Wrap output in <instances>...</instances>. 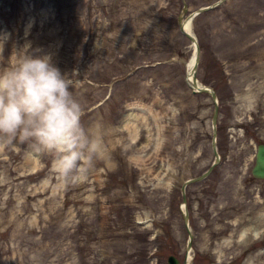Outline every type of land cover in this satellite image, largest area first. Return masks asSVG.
Segmentation results:
<instances>
[{
    "label": "rangeland",
    "instance_id": "374dc122",
    "mask_svg": "<svg viewBox=\"0 0 264 264\" xmlns=\"http://www.w3.org/2000/svg\"><path fill=\"white\" fill-rule=\"evenodd\" d=\"M218 1L191 20L213 127L212 97L185 81L180 22ZM0 39V70L51 54L103 141L66 185L54 155L0 140V264H183L190 232V264H264V181L250 174L264 141V0H0ZM237 218L261 238L217 245Z\"/></svg>",
    "mask_w": 264,
    "mask_h": 264
},
{
    "label": "clouds",
    "instance_id": "9594fccd",
    "mask_svg": "<svg viewBox=\"0 0 264 264\" xmlns=\"http://www.w3.org/2000/svg\"><path fill=\"white\" fill-rule=\"evenodd\" d=\"M83 116V103L51 54L27 53L0 70V140L18 139L54 155L66 185L86 177L103 151L102 137L86 128Z\"/></svg>",
    "mask_w": 264,
    "mask_h": 264
},
{
    "label": "bare ground",
    "instance_id": "6f19581e",
    "mask_svg": "<svg viewBox=\"0 0 264 264\" xmlns=\"http://www.w3.org/2000/svg\"><path fill=\"white\" fill-rule=\"evenodd\" d=\"M180 31L183 34H188L192 38L190 39V48H191V54L186 61V74H185V81L187 85L192 89V90H198L200 87H203L204 85L201 84L197 78L194 80V75H195V67L196 64L198 63V55L196 51V43H197V38L194 35L192 29H191V16H187L182 19L180 22ZM182 207L184 208V204L182 203ZM255 220L258 221V224L262 223L264 221V212L259 213L256 217ZM237 230H234L232 234L229 235L227 238H223L217 245L220 243L223 244H229L231 241H234L237 243L240 247H246L249 244L258 241L261 236L263 235V230H260L259 227H257L258 224H246V218L242 219V221H239L237 218L235 221ZM234 238V240H233ZM249 257V256H248ZM192 256L188 250V253L186 254V260L185 264H190L191 263ZM250 259V258H249ZM247 259V261H250ZM245 264H248L246 262Z\"/></svg>",
    "mask_w": 264,
    "mask_h": 264
},
{
    "label": "water",
    "instance_id": "95a60500",
    "mask_svg": "<svg viewBox=\"0 0 264 264\" xmlns=\"http://www.w3.org/2000/svg\"><path fill=\"white\" fill-rule=\"evenodd\" d=\"M219 2H221V1H218L217 3H215L212 6L199 8L196 12L190 14L191 19L196 14L200 13L201 11H204L206 9L213 7V6H216ZM186 36L189 39L192 38L188 34H186ZM196 51H197V55H198L197 61H199V46L197 43H196ZM196 67H197V64H196ZM196 67H195V69H196ZM194 80H196V75H194ZM193 92H204V93L210 94V96L212 97V99L214 101V112H213V116H212V123L215 125L216 119L218 117V103H217V98H216L215 92L212 89L207 88L206 86L200 87L198 90H193ZM213 151H214V154L216 156V161H217L218 160V154H217V150H216L215 145H213ZM211 169H212V167H210L205 173H203L199 177L187 180L186 183L191 182V181H197V180L204 178L210 172ZM250 174L252 175V177L254 179L264 180V142H260L256 146V150H255V154H254V162H253V165L250 169ZM183 188H184V185H183ZM183 200L185 201V196H183ZM191 237L192 236L190 234V238H189L188 243H187V250L191 247ZM168 263L169 264H180V261L176 257H174L173 255H170L168 257ZM184 264H185V262H184Z\"/></svg>",
    "mask_w": 264,
    "mask_h": 264
}]
</instances>
